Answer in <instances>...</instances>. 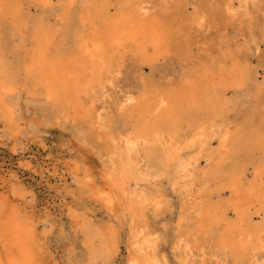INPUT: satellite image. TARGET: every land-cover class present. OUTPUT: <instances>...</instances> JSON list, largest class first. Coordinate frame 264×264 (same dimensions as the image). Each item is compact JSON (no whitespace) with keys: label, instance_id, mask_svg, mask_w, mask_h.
Masks as SVG:
<instances>
[{"label":"bare ground","instance_id":"bare-ground-1","mask_svg":"<svg viewBox=\"0 0 264 264\" xmlns=\"http://www.w3.org/2000/svg\"><path fill=\"white\" fill-rule=\"evenodd\" d=\"M263 34L264 0H0V119L35 127L25 91L97 157L53 175L107 215L74 216L83 264H264ZM1 197L0 264H45Z\"/></svg>","mask_w":264,"mask_h":264},{"label":"rangeland","instance_id":"rangeland-1","mask_svg":"<svg viewBox=\"0 0 264 264\" xmlns=\"http://www.w3.org/2000/svg\"><path fill=\"white\" fill-rule=\"evenodd\" d=\"M229 31L231 32L230 29ZM224 32L229 34L228 28ZM261 39L263 54L264 34ZM22 93L19 106L22 123H33L35 127L28 128L29 130L21 136L23 138L14 139L13 132L8 130L0 119V210L6 208L1 200L3 195L9 196L10 201L28 206L23 214L32 216V221L37 224L39 242L44 247L45 264H83L84 250L80 234L74 227V216H92L96 222L104 224L107 215L99 208L93 207L87 197L82 196L80 187L71 176L65 175L64 184L53 175L56 172L67 173L65 163L71 166L78 160L90 168L89 171H92L89 173L95 176L99 171L97 157L91 156L93 153L88 147L79 145L69 131L52 127V124L44 130L40 129L37 124H40L41 116L36 114L38 111L32 105L26 106L27 103L23 100L26 92ZM262 93L264 98V90ZM42 141L45 143V149L40 147ZM28 161L31 163L30 170L20 165ZM12 174L16 177L10 178ZM70 209L79 213L72 215ZM124 249L123 247L122 255L114 260V264H123Z\"/></svg>","mask_w":264,"mask_h":264},{"label":"snow or ice","instance_id":"snow-or-ice-1","mask_svg":"<svg viewBox=\"0 0 264 264\" xmlns=\"http://www.w3.org/2000/svg\"><path fill=\"white\" fill-rule=\"evenodd\" d=\"M132 264H137V262L133 261ZM153 264H157V262H153Z\"/></svg>","mask_w":264,"mask_h":264}]
</instances>
